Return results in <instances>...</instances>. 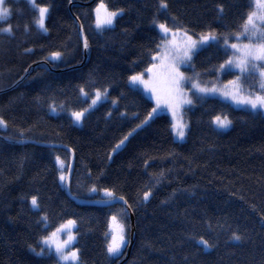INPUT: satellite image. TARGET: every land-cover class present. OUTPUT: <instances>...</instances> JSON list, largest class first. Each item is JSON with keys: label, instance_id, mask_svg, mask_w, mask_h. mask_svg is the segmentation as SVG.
I'll return each mask as SVG.
<instances>
[{"label": "trees", "instance_id": "1", "mask_svg": "<svg viewBox=\"0 0 264 264\" xmlns=\"http://www.w3.org/2000/svg\"><path fill=\"white\" fill-rule=\"evenodd\" d=\"M89 1L36 0L48 8L44 32L28 0H5L10 15L0 29L12 32L0 31V120L6 124L0 127V264H61L47 249L37 255L33 248L40 250L41 239L71 219L80 264H119L131 240L122 264H264V114L196 97L185 111L186 139L177 141L171 118H152L154 102L130 84L160 50L157 24L194 37L215 35L192 61L199 76L215 79L232 54L225 43L238 41L253 0H97L121 11L102 30L95 27L97 2ZM57 52L61 58L50 59ZM96 91H108L109 98L76 125L72 113L87 108ZM216 116H226L231 127L217 128ZM42 143L74 152L73 195L108 199L101 191L109 190L130 210L76 204L59 179L57 160L67 177L71 153ZM113 215L127 229L119 257L107 251Z\"/></svg>", "mask_w": 264, "mask_h": 264}, {"label": "rangeland", "instance_id": "2", "mask_svg": "<svg viewBox=\"0 0 264 264\" xmlns=\"http://www.w3.org/2000/svg\"><path fill=\"white\" fill-rule=\"evenodd\" d=\"M35 3H36V0H35ZM101 3L106 5L103 1H99L94 5V11L97 9V7ZM2 7H6L5 2L2 5ZM106 9L108 12L121 13V11H111L107 8V6H106ZM253 12L256 13V16L254 17V21H253L255 23V29H253L251 26H249L248 32L245 33L244 27H243V30L239 34L240 39H238V41L235 43L237 45V49H235V50L232 49L231 57H229V59L227 60V61H229V60L245 61L246 62V71L244 73H241V71L236 67H232L231 70H229L226 66V62H227L226 61L223 64L226 67L224 69H220L219 74L213 80H206L203 77L199 76V74L195 71L194 65L192 63L193 56L196 54V52L199 51L200 49H202L207 44H209L211 41L208 42L207 44L203 45V46L197 44L196 49L193 50L191 53V59L188 60L186 63H178V62L174 61L172 59V57L177 52H180V53L183 52V50L185 49L187 44L190 43L188 38L190 37L191 41H199L201 36L194 37V36L190 35L188 32H186L185 30H179V29H170L171 30L170 33L167 36H165L161 32L160 28L158 27L160 24L156 25L158 30L160 31V33L163 35L161 46L166 45L167 47L160 48L159 52L156 54L154 62L151 65V67L149 68V69H151V72H149L147 70L145 73H141V74H143V77H142L143 80L148 81L150 86L153 89H155V91L149 92V90L145 89L143 85H134L131 82H130V84L134 87L141 89L145 93V95L154 102L155 107L157 105V100L160 101L161 108L163 109V111L158 110V114H167L171 118L172 131L174 134V138L177 141H185V139H186L187 130H188L189 125H188L187 118L185 116V111L186 110L188 111L191 108H194L196 106V103H195L196 97H198V98L218 97V98L230 101V102L234 103L235 105H237L230 98V96L226 97L224 95V93L238 94V96L240 98L249 97V98H253V99L255 98V96H264V87H261V85H264V76L261 75L262 73H264V60H254V59H252L251 56H246L244 54V53L250 51L251 49H256L257 50L256 54H259L260 45L264 44V39H261V33H264V22H261L258 19L259 17L264 16V10H261L260 8L257 7V0H253L251 14ZM47 15H48V13H47ZM47 15L45 17V22H44L45 24H46ZM103 15H104V9L101 10V16L103 17ZM119 15H117L114 18L112 26L114 25L116 18ZM96 17H97V13L95 11V27H96ZM0 21H3V20H0ZM45 28H46V25H45ZM104 28H107V27H102L99 29L96 27V29H98V30H102ZM44 32H46V31H44ZM185 33H186V35H185ZM246 45L248 46L247 49L245 48ZM170 66H174L175 68H177L179 70V72L182 73L183 76L185 77V80L180 85V88H181L183 95H176V94L171 92V85L169 82L170 76H171V67ZM231 71L236 72L237 75L231 79L223 80L222 75L224 73L231 72ZM141 74H135L133 76H138ZM256 76L258 78H255ZM188 78H191V80L189 81ZM230 82H235V83H230ZM193 83L198 84V86L200 88H216L219 91L215 94L199 93V92H197L196 89H193L191 87V84H193ZM252 91H253L254 95L250 94V92H252ZM96 92H94V95L90 99L89 105L87 106V108H85V109H90V110L87 112H85V109L82 111H79V112H84V117L88 112L94 110L102 102L106 101L109 98L108 97V91H100L102 94L106 92V97L102 95L101 100L98 101L95 106L90 107L91 101L96 98L95 97ZM184 100H191L192 104L191 105L184 104L183 103ZM165 101H167L168 103L165 104ZM237 106H239V105H237ZM239 107L248 108L245 106H239ZM248 109H250V108H248ZM257 111H260V110L258 109ZM260 112H262V111H260ZM262 113L264 114V112H262ZM158 114L152 113L151 117L153 118ZM84 117H83V119H84ZM221 118H223V117H221ZM83 119L81 120V122L79 124H77L75 122L74 123L78 126H81L83 123ZM73 120H74V117H73ZM214 120H215V118H214ZM214 120H213V122H214ZM175 123H183L184 125H186V128L184 129L185 135L182 139L177 137L176 132L173 129V124H175ZM214 125L216 126L215 123H214ZM230 127H231V124L227 128H219V127H217V128L222 129V130H228ZM59 169H60V175L65 176L64 168H63V166L61 167L60 164H59ZM68 171H69V169H68ZM101 192H102V196L105 197L104 190H102ZM31 205H32V203H31ZM33 208L37 209L38 207H33ZM113 216H115V215H113ZM113 216L110 217L109 225L111 223V218ZM117 220L119 223H122L125 226V224L123 223V221L121 219H119L117 217ZM68 221H70V220H68ZM68 221L64 222L61 225H66ZM71 221H75V220L71 219ZM60 226L58 228H60ZM57 229H55L49 235H47L41 239V241H40L41 249H44V252L47 249V246L42 243V240L44 238L51 236V234L53 232H56ZM76 229H77V222L75 221V226L72 227V229H71V234L75 237V241L68 248H66L64 250L65 254H68L70 251H78L77 248L75 247L76 243H77ZM124 236H125L126 243L121 249V254L123 253L124 248L128 242L126 226H125ZM54 239L56 241L62 243L64 240L67 239L66 231L65 232H57V235ZM110 240H111V236H110ZM33 249H35L36 253L41 251V249L40 250H38L36 248H33ZM51 252L53 254H55L57 259L59 260L58 255L56 254L54 249ZM60 263L61 264H73V262H71V261H69V262L60 261ZM75 264H80L79 252H78V260L75 261Z\"/></svg>", "mask_w": 264, "mask_h": 264}, {"label": "snow or ice", "instance_id": "3", "mask_svg": "<svg viewBox=\"0 0 264 264\" xmlns=\"http://www.w3.org/2000/svg\"><path fill=\"white\" fill-rule=\"evenodd\" d=\"M4 2H5V0H0V20H5L10 15L9 9L6 7H2ZM28 3L31 4L34 9L38 10L39 18L36 21L37 27L43 31H47V29L45 28L44 22H45V17L48 13V8L47 7H39L38 5H36L35 0H28ZM161 7L166 8L167 5L162 2ZM257 7L260 8L261 10H264V0H257ZM102 9H104L103 17L101 16V10ZM95 11L97 13L96 27L98 29L102 28V27H111L113 24L114 18L117 15L121 14L118 12H108L106 9V5H104L103 3H101ZM218 11L222 12L223 9L222 8L218 9ZM255 16H256L255 12H253L252 14H250L248 16V20L244 26V32L245 33L248 32L249 26H251L253 29H255V23L253 22ZM258 19L261 22H264V16H261ZM158 27L160 28L161 32L165 36H167L171 31L164 24H160ZM0 31H3V32L10 34L12 32V29L9 26L7 28L0 29ZM185 35H186V33H185ZM236 39H240V37L237 36ZM261 39H264V33H261ZM188 40L190 41V43L187 44V46L185 47L183 52L182 53L177 52L172 57V59L174 61H176L178 63H186L188 60L191 59V53L193 50L196 49L197 44L203 46L210 41L216 40V36L209 33V34L201 35L199 41H191L190 37L188 38ZM225 46L230 47L231 49H234V50L237 49L236 44H232L229 46V45H227V43H225ZM85 47H87L86 43H85ZM164 47H167V46L166 45L158 46V48H164ZM245 48L247 49L248 46L246 45ZM256 51H257L256 49H251L250 51H248L244 54L246 56H251L252 59H254V60H264V44L260 45L259 54H256ZM60 58H61V53H59V52L53 53L50 57V59H52L53 61L59 60ZM154 59H155V57H154ZM226 66L229 70H231L232 67H236L241 71V73H244L246 71V62L245 61L229 60L226 62ZM226 66L221 65V69H224ZM170 67H171V76H170L169 82L171 85V92L176 94V95H183L181 88H180V85L185 80V77L183 76L182 73L179 72V70L177 68H175L174 66H170ZM148 71L151 72V69H148ZM261 75L264 76V73H262ZM142 77H143V74L138 75V76H132V77H130V82L134 85H143L145 89L149 90V92H154L155 89H153L150 86L148 81L143 80ZM188 80L190 81L191 78H188ZM230 83H235V82H230ZM191 87L193 89H196L197 92L205 93V94H209V93L215 94L219 91L216 88H200L198 86V84H195V83L191 84ZM261 87H264V85H261ZM81 91H82V94L85 97H87L88 94L83 93V90H81ZM102 95L106 97V92L102 94L100 91H97L95 93L96 98L91 101L90 107L95 106L96 103L101 100ZM224 95L226 97L230 96V98L239 106L248 107L253 111H256L259 109L260 111L264 112V96H255V98L253 99V98H249V97L240 98L238 96V94L224 93ZM167 103L168 102L165 101V104H167ZM183 103L191 105L192 101L191 100H184ZM89 110L90 109H85V112H87ZM158 110L163 111V109L161 108V104H160L159 100H157V105L155 108H153L152 112L158 114ZM72 116L74 117V122L79 124L84 117V112H74V113H72ZM144 123H147V120H145ZM214 123L219 128H227L231 124V121L226 116L223 118H221V116H216ZM142 126L143 125H138V127H142ZM0 127H6V124L3 120H0ZM185 128H186V125H184L183 123L173 124V129L176 132V135L178 138L182 139L184 137V135H185L184 129ZM133 131H135V129ZM129 135H131V133H129ZM125 140H127V137H125L124 140H121L120 144L116 145V148L113 151L118 150L124 144ZM57 160H58V163L62 167L63 162L59 161V158H57ZM59 179L63 183L66 181L67 178L64 175H61L59 177ZM90 191L95 192V191H97V189L92 188V189H90ZM104 195H105V197L108 198V200H111V199L123 200L122 197H115L114 194L108 190H104ZM149 195H150V193H145L143 199L147 200ZM108 200H105L104 202L107 203ZM31 203H32L33 207H38L37 199L35 197L32 198ZM44 219H46V218H44ZM74 226H75V221L70 220L67 222L66 225H61L60 228H58L56 230V232H53L51 234V236L44 238L42 240V243L47 246V250L49 252H51L54 249V251L58 255V258L60 261H63V262L71 261V262H73V264H75V261L78 260V251H70L68 254H65L64 250L66 248H68L75 241V237L71 234V229ZM65 231L67 233V239L64 240L62 243H60L54 239L57 235V232H65ZM124 231H125V226L122 223L118 222L116 216H113L111 218V223L109 225V231L106 234V235L110 234V236H111V240L107 246V251H108L110 256L119 257V255L121 254V249L126 243ZM233 238L237 239V240L240 239L239 236H234ZM198 243L202 244L205 248L209 247L208 242L205 240H200V241H198ZM33 251H35V249H33ZM36 254L37 255H43L44 249H41V251L36 253Z\"/></svg>", "mask_w": 264, "mask_h": 264}, {"label": "water", "instance_id": "4", "mask_svg": "<svg viewBox=\"0 0 264 264\" xmlns=\"http://www.w3.org/2000/svg\"><path fill=\"white\" fill-rule=\"evenodd\" d=\"M96 1L97 0H90L89 2H86V4L87 5H93ZM79 32H80V36H81V39H82L83 44H84L85 60H86L88 53H87V47H85V43L87 44V39H86L84 30H83V27H82L81 24H79ZM24 78H25V76L19 81H22ZM1 137L4 138L3 136H1ZM27 142L37 143V142L31 141V140L23 141V143H27ZM43 145H46V146H49V147H53V148H63V149H65V150H67V151H69L71 153V161H70L69 171H68V175H67V179H66V192H67V195L76 204H78L80 206H99V207H109V206H113V205H116V204H123L128 210H130L129 205L127 204V202L124 199L123 200H118V199H111V200H108V199H83V198H79V197L73 195L71 190H70V182H71V177H72V174H73V171H74V167H75V155H74V152L70 148H68L66 146H63V145H57V144H51V145L43 144ZM105 200H108V202L105 203L104 202ZM132 220H134L133 217H132ZM133 234H134V232L132 231V235ZM132 245H133V241L131 240V242L129 244V247H128V250H127L126 257L124 258L123 261H127L129 259L130 254H131ZM123 261H121L119 264H122Z\"/></svg>", "mask_w": 264, "mask_h": 264}]
</instances>
